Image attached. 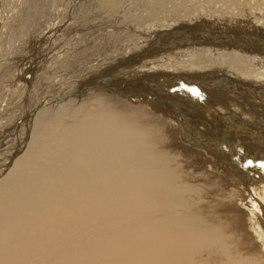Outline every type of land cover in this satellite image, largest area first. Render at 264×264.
<instances>
[{
  "label": "bare ground",
  "instance_id": "1",
  "mask_svg": "<svg viewBox=\"0 0 264 264\" xmlns=\"http://www.w3.org/2000/svg\"><path fill=\"white\" fill-rule=\"evenodd\" d=\"M111 1L0 0V264H264V0Z\"/></svg>",
  "mask_w": 264,
  "mask_h": 264
},
{
  "label": "rangeland",
  "instance_id": "2",
  "mask_svg": "<svg viewBox=\"0 0 264 264\" xmlns=\"http://www.w3.org/2000/svg\"><path fill=\"white\" fill-rule=\"evenodd\" d=\"M115 1H116V0H112L107 6H111V5L115 4V3H114ZM112 3H113V4H112ZM107 6H106V7H107ZM103 8H104L103 6L100 8L101 11L104 10ZM88 10H90V9L88 8ZM94 10H95V9L91 10L92 12H88V13H89L90 16H92L93 18H96V13L99 12V9L96 10L97 12L94 11ZM95 12H96V13H95ZM91 23H93V22H90V24H91ZM82 35H83V34H82ZM82 35H80L78 41L76 42L78 45H81V43H82V39H81V38H82V37H81ZM126 38H127V39H126ZM126 38H125V40H124L125 43H123L122 37H121V41H118V44H119V43H123L122 46L125 47V49H123L122 51L126 50V47L128 48V49L126 50L127 52H128L129 50L135 49V45L132 44V43L134 42V41H133L134 39H133L132 37H129V38H128V36H127ZM130 38H131V39H130ZM85 39H86V37H85ZM128 39H129V40H128ZM119 40H120V39H119ZM129 41H130V42H129ZM28 42H29V41H28ZM28 42H26L25 45L28 44ZM133 45H134V46H133ZM24 47H25L24 49H27V46H24ZM131 48H132V49H131ZM129 52H130V51H129ZM29 53H30V52H29ZM183 53H184V51H183ZM29 55H30V54H29ZM60 56H61V55H60ZM181 56H183V55H181ZM24 59H25V58H24ZM27 64H28V61H27L26 63H23V65H22V69H23V71H24V69H26L25 67H27ZM21 75H23V74H20V76H21ZM23 78H24V75H23ZM205 90H206V89H205ZM187 91H188V90H187ZM197 91H198V93H197ZM197 91H196V94H197V96L200 97V98H202L201 95L206 94L205 91H202V90H200V91L197 90ZM188 92L192 93L191 91H188ZM202 92H203V93H202ZM194 93H195V91H194ZM192 94H193V93H192ZM198 94H199V95H198ZM198 97H196V99H197ZM198 99H199V98H198ZM204 102H206V101H204ZM232 154H233V153H232ZM234 156H237V154L234 155Z\"/></svg>",
  "mask_w": 264,
  "mask_h": 264
}]
</instances>
